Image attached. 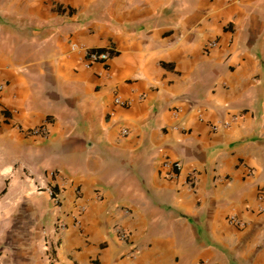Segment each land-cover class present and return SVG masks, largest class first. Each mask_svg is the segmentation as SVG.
<instances>
[{
	"label": "crops",
	"instance_id": "obj_1",
	"mask_svg": "<svg viewBox=\"0 0 264 264\" xmlns=\"http://www.w3.org/2000/svg\"><path fill=\"white\" fill-rule=\"evenodd\" d=\"M0 84V264H264V0H0Z\"/></svg>",
	"mask_w": 264,
	"mask_h": 264
},
{
	"label": "built area",
	"instance_id": "obj_2",
	"mask_svg": "<svg viewBox=\"0 0 264 264\" xmlns=\"http://www.w3.org/2000/svg\"><path fill=\"white\" fill-rule=\"evenodd\" d=\"M215 45H216L215 41H211L208 43V46H210V47L215 46ZM110 56H111V51L109 49H105V50H101V51H99V50L87 51V59H86L87 61H86L85 65L88 67V66H90L91 63L96 62V61L104 62V61L108 60ZM1 89H2V84H0V90ZM115 102L118 104L124 105V102L119 97H115ZM196 110L199 112L201 110L200 106H197ZM228 125H229V121L221 120L219 122H215V123L211 124V127L213 129H218L220 127H226ZM42 132H43L42 127H34V128L27 130V133H30V134H38V133H42ZM122 133H127V130L123 129ZM163 166L168 168V170L164 173V176L165 177H172V176H174L175 171L179 170L181 168V163L178 160H175L172 162L165 161ZM195 180H196V175L194 173H190L186 182L190 187H193L195 184ZM46 191H47L49 197L51 198L52 203L57 204L60 200L59 194L51 188H47ZM263 191H264V188L262 189V193H263ZM261 196H262V194L259 196L260 199H261ZM228 221H229V223L237 225V226H244L243 220L238 218L235 215H230L228 217ZM115 230H116V234H117L119 240L121 242H123L124 244L128 245V249L125 252L124 256H126L128 259H130V261H131L130 264H133L132 262L139 255V252H140L139 248L131 240L130 232L126 228H124L120 225H115Z\"/></svg>",
	"mask_w": 264,
	"mask_h": 264
}]
</instances>
